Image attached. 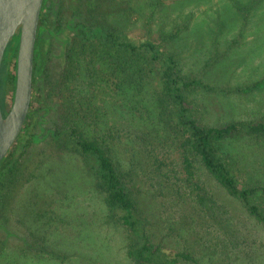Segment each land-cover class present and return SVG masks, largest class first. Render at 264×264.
<instances>
[{"label": "rangeland", "instance_id": "374dc122", "mask_svg": "<svg viewBox=\"0 0 264 264\" xmlns=\"http://www.w3.org/2000/svg\"><path fill=\"white\" fill-rule=\"evenodd\" d=\"M44 9L34 106L9 157L15 167L0 180V264H135L128 251L138 241L106 213L75 129L111 156L149 240L192 259L179 264H264L263 225L198 160L202 191L192 185L181 133L151 127L147 113L129 112L113 88H96L89 52L104 41L93 39L82 69L67 73L68 58L87 46L77 26L148 39L193 83L183 95L202 126L264 124V86L254 87L264 80V0H60ZM219 148L264 211V137L239 134Z\"/></svg>", "mask_w": 264, "mask_h": 264}, {"label": "trees", "instance_id": "16d2710c", "mask_svg": "<svg viewBox=\"0 0 264 264\" xmlns=\"http://www.w3.org/2000/svg\"><path fill=\"white\" fill-rule=\"evenodd\" d=\"M53 1L56 2V0ZM48 2L49 0L44 3L43 10ZM80 28H83L81 34L84 36L81 41L87 46L82 45L76 48L74 54L68 58L67 61L72 60L73 64L68 62L67 73L75 77L77 70L82 69L86 59L84 53L88 52L87 48L95 44L93 39L104 41L100 50L95 49L94 51L92 48L89 52L87 67L93 66L97 75L96 88L101 86L113 88L119 97L125 99L129 112L135 110L134 107H138L147 113L144 122H149L150 125L153 123L151 127L156 129L163 127L161 130L164 131L178 130L183 139L182 148L185 153L184 163L188 180L194 181L197 173L194 162L195 160L200 161L210 177L230 197L239 200L249 214L264 227V211L254 202L256 191L246 188L233 175L219 148V145L239 134L264 137V124L239 122L222 127L202 126L191 116L183 95V89L192 86L193 83L183 79L172 56L148 39L135 42L122 33L102 28L94 30L92 34H89L86 31L87 27L83 26H77L74 31ZM42 30L41 19L39 34ZM18 47L19 34L11 41L1 68L0 102L4 117L7 116L13 104ZM72 70H75V74H72ZM35 72L40 73L36 65ZM68 78L69 76H65L66 80ZM263 86L264 80L254 87L260 89ZM89 102L90 100H81L82 107ZM33 106L32 102L31 108ZM83 120L81 119L80 122ZM71 135L77 139L78 151L89 165L97 189L105 196L106 213L117 219L138 241L130 246L128 257L135 264H179L180 260L192 261L187 255H172L160 245L156 246L149 240L144 221L137 213V203L123 183L111 156L97 141L78 137L76 129ZM33 140L39 141V136H34ZM14 149L15 146L0 165L1 182L6 174H11L15 167L9 159L10 156H14ZM194 184L198 191H202L198 182L196 184L194 181L192 185ZM197 197L202 205L206 203L205 195L198 194Z\"/></svg>", "mask_w": 264, "mask_h": 264}, {"label": "water", "instance_id": "95a60500", "mask_svg": "<svg viewBox=\"0 0 264 264\" xmlns=\"http://www.w3.org/2000/svg\"><path fill=\"white\" fill-rule=\"evenodd\" d=\"M45 0H0V74L11 41L19 34L13 104L4 117L0 102V165L20 137L31 111L35 54Z\"/></svg>", "mask_w": 264, "mask_h": 264}, {"label": "flooded vegetation", "instance_id": "af4514ba", "mask_svg": "<svg viewBox=\"0 0 264 264\" xmlns=\"http://www.w3.org/2000/svg\"><path fill=\"white\" fill-rule=\"evenodd\" d=\"M46 1H47V0H45V2H46ZM49 1H51V0H49ZM52 1H53V0H52ZM52 1H51V2H52ZM56 1L59 2L60 0H56ZM45 2H44V3H45Z\"/></svg>", "mask_w": 264, "mask_h": 264}]
</instances>
